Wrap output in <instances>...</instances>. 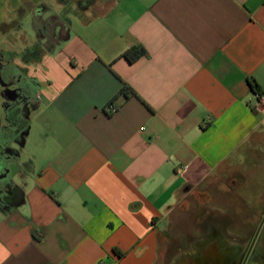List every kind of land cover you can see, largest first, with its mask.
<instances>
[{"label": "crops", "instance_id": "crops-1", "mask_svg": "<svg viewBox=\"0 0 264 264\" xmlns=\"http://www.w3.org/2000/svg\"><path fill=\"white\" fill-rule=\"evenodd\" d=\"M254 91L264 0H0V132L11 104L29 121L0 133L16 154L0 264H156L165 216L203 183L237 181L261 211ZM207 244L198 264H226Z\"/></svg>", "mask_w": 264, "mask_h": 264}, {"label": "rangeland", "instance_id": "rangeland-1", "mask_svg": "<svg viewBox=\"0 0 264 264\" xmlns=\"http://www.w3.org/2000/svg\"><path fill=\"white\" fill-rule=\"evenodd\" d=\"M239 186L237 181L203 183L179 199L165 216L156 264H190L189 260L200 252L205 255L208 242H217L226 252L227 264H242L243 253L262 218L264 203L262 210L255 212L240 198ZM259 233L252 253L255 259L248 258L243 264H264V223Z\"/></svg>", "mask_w": 264, "mask_h": 264}, {"label": "flooded vegetation", "instance_id": "flooded-vegetation-1", "mask_svg": "<svg viewBox=\"0 0 264 264\" xmlns=\"http://www.w3.org/2000/svg\"><path fill=\"white\" fill-rule=\"evenodd\" d=\"M21 88H22V86H21ZM13 94L16 96L17 95L19 96L18 93H13ZM14 102L15 101H13V103ZM9 110L12 111V114H13L12 115V121L15 123V125L19 124V121H20L19 116H21V118H22L23 114L26 112L24 110V108L22 107L21 103L20 104H11L7 108V113ZM15 125H13L10 121L9 122V130L4 129V130H1L0 133L3 135L6 134V137L8 138V140L10 138V139H13L17 142V141H19V138L16 137L13 132H11L12 130L15 129ZM0 147H1V144H0ZM15 156H16V154H15V151L13 149H9V148L2 149V148H0V203H3V204H5V203L7 204L9 202H12L13 197H14L13 196L14 194L12 195L11 186L9 184V182H10V179H9L10 168L9 167H10V163L14 160ZM263 223H264V213H263L262 218L258 224L257 230L255 231V233L251 237V240H250L245 252L243 253L241 263L242 262L245 263L248 260V258H251V257L253 258V259L251 258L252 261L255 259V257L252 256V253H253V250H255L254 249L255 243L259 238L260 228L262 227ZM204 258H206L204 253L200 252L198 256L192 257L188 263L198 264L199 260L204 259ZM203 263L204 264H212L211 262H207V261H205ZM227 263L228 262H226V264Z\"/></svg>", "mask_w": 264, "mask_h": 264}, {"label": "trees", "instance_id": "trees-1", "mask_svg": "<svg viewBox=\"0 0 264 264\" xmlns=\"http://www.w3.org/2000/svg\"><path fill=\"white\" fill-rule=\"evenodd\" d=\"M144 54V50L141 48V47H133V48H129V49H126V50H124L122 53H121V55H120V57H123V58H125L128 62H130V63H132V62H134V61H136L141 55H143ZM21 83L22 84H25L26 82L28 83L29 82V80H27L26 78H23V77H21ZM252 88V87H251ZM126 87H123V88H121L114 96H113V100L119 95V94H121V93H124L125 95H126ZM30 94H32V93H30ZM12 111H8V113H7V119L9 120L8 122H10L11 121V123L13 124V125H15V123L12 121ZM24 116V117H23ZM23 116H22V118H21V116H19V124H16L15 125V129L14 130H12L11 132H13L14 133V135L16 136V137H18L19 139H20V133H22V132H24L26 129H27V127H28V118H27V113L25 112L24 114H23Z\"/></svg>", "mask_w": 264, "mask_h": 264}, {"label": "built area", "instance_id": "built-area-1", "mask_svg": "<svg viewBox=\"0 0 264 264\" xmlns=\"http://www.w3.org/2000/svg\"><path fill=\"white\" fill-rule=\"evenodd\" d=\"M253 97L257 101L258 104H261L264 102V91H254L253 92ZM115 108L109 104L108 105V111L113 112Z\"/></svg>", "mask_w": 264, "mask_h": 264}, {"label": "water", "instance_id": "water-1", "mask_svg": "<svg viewBox=\"0 0 264 264\" xmlns=\"http://www.w3.org/2000/svg\"><path fill=\"white\" fill-rule=\"evenodd\" d=\"M2 81V80H1Z\"/></svg>", "mask_w": 264, "mask_h": 264}]
</instances>
